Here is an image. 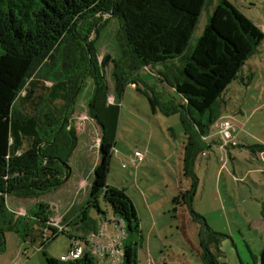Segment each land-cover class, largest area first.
Here are the masks:
<instances>
[{
	"label": "trees",
	"instance_id": "trees-1",
	"mask_svg": "<svg viewBox=\"0 0 264 264\" xmlns=\"http://www.w3.org/2000/svg\"><path fill=\"white\" fill-rule=\"evenodd\" d=\"M209 4L210 0H0V249L4 248L6 229L23 231L19 222L26 223L25 240L33 232L28 216L17 218L7 199H36L62 187L67 181L66 171L69 175L72 172L69 160L79 139L69 117L87 76L95 82L87 116L99 126L100 150L108 160L114 155L125 86L130 82L145 92L157 113L161 104L158 95L147 84L143 91L136 79L143 69L156 65L168 68L173 81L166 79L185 104L165 114L180 115L187 139L184 164L187 175L191 173L195 157L205 149L203 137L210 135L214 124L223 118V94L240 79L264 41L263 30L253 20L230 1L219 0L203 35L193 46L195 31ZM110 17L120 25L117 42L121 51L113 72V103L103 70L112 57L104 54L100 63L96 48V40ZM170 65L178 67L176 73ZM53 68L56 76L60 74L56 82L49 76ZM40 78L53 83L48 92L39 93ZM45 96L53 106L46 104ZM56 103L63 104L62 109L56 108ZM193 191L195 196L196 189ZM179 198H174L175 205L180 204ZM104 199L115 215L125 220L128 230L141 234L136 207L123 189L106 187ZM88 207L104 214L97 198ZM191 212L194 222L203 225V263L226 264L212 252L224 235L215 232L193 209ZM82 213L83 217H74L68 225H78L76 229L86 233L94 230L85 208ZM33 217L43 247L61 233L70 238L68 232L52 225L50 206L41 205ZM136 245L127 243L125 264H138ZM45 257L48 264H95L90 255L65 263L46 253ZM259 264H264V247Z\"/></svg>",
	"mask_w": 264,
	"mask_h": 264
},
{
	"label": "rangeland",
	"instance_id": "rangeland-1",
	"mask_svg": "<svg viewBox=\"0 0 264 264\" xmlns=\"http://www.w3.org/2000/svg\"><path fill=\"white\" fill-rule=\"evenodd\" d=\"M228 1L264 32V0ZM218 4L219 0H210L203 11L193 46L203 35ZM119 26V22L110 17L96 40L99 62L103 63L104 54L112 57L103 68L110 102L115 99L113 72L116 62L121 60L117 42ZM169 69L176 73L178 67L170 65ZM55 70L47 69L56 82L60 74L56 76ZM138 74L136 80L143 91L147 84L158 95L160 111L154 113L147 94L129 82L120 101L114 155L108 160L100 150L99 126L87 116V103L94 93L95 82L92 76L84 79L69 117L79 139L78 150L69 160L72 172L62 187L36 199H7L10 211L17 218L28 216L33 232L25 240L24 222H19L21 233L6 229L0 264H48L45 253L60 261L71 247L69 235L61 233L43 247L34 213L41 205H48L55 222L60 220L61 225H65L74 217H83L85 208L88 222L97 229L106 213L115 216L104 199V191L109 186L123 189L136 207L142 232L128 230V243H138V264H204L200 235L203 225L194 222L192 209L204 217L215 232L224 235L221 244L212 247L221 263L259 264L264 247V41L245 65L240 79L223 94L221 121H229L236 127L233 142L228 146L231 156L220 160L223 157L220 144L224 139L216 123L215 133L203 138L205 149L196 154L189 175L184 164L187 139L180 115L165 114L174 106L184 105L183 97L170 85L169 80L173 78L164 65L143 69ZM40 80L39 93L48 92L46 89L53 83L45 78ZM45 98L46 104L53 106L52 101ZM62 107L63 104L56 103V108ZM137 149L147 154L138 167L131 164ZM175 197H180V204L173 203ZM95 198L104 214L96 207H88ZM73 228L69 230L75 233ZM34 237H37L36 242L32 241Z\"/></svg>",
	"mask_w": 264,
	"mask_h": 264
},
{
	"label": "built area",
	"instance_id": "built-area-1",
	"mask_svg": "<svg viewBox=\"0 0 264 264\" xmlns=\"http://www.w3.org/2000/svg\"><path fill=\"white\" fill-rule=\"evenodd\" d=\"M217 128L224 139L220 144V149L223 153L221 160L225 161L229 156L228 146L233 142V133L236 131V127L229 121L220 120L217 122ZM146 156L145 151L137 149L131 158V164L138 167L145 161ZM125 167L128 166L125 165ZM52 225L57 227L60 232H68L72 242L68 254L61 257L60 261L64 263L76 261L81 260L85 255H90L94 258L95 264H125L128 227L122 217L116 215L110 217L106 213L99 227L87 233L81 228L78 230L68 224L61 225L60 220L55 222L53 219ZM71 227L75 233L69 230Z\"/></svg>",
	"mask_w": 264,
	"mask_h": 264
},
{
	"label": "crops",
	"instance_id": "crops-1",
	"mask_svg": "<svg viewBox=\"0 0 264 264\" xmlns=\"http://www.w3.org/2000/svg\"><path fill=\"white\" fill-rule=\"evenodd\" d=\"M114 101V100H113ZM113 101L112 102H110V103H113ZM213 134L215 133V131L213 130V132H212ZM207 137V136H206ZM204 138V137H203ZM205 139H203V141H204ZM212 148V147H211ZM76 150H78V149H76ZM210 151H212L213 152V149H210ZM264 151V150H263ZM263 151H261L260 153H263ZM77 152V151H76ZM113 154H114V152H113ZM204 154V153H203ZM230 154V153H229ZM229 156H231V154L229 155ZM70 221V220H69ZM68 223V222H67ZM74 228H77V227H74Z\"/></svg>",
	"mask_w": 264,
	"mask_h": 264
},
{
	"label": "water",
	"instance_id": "water-1",
	"mask_svg": "<svg viewBox=\"0 0 264 264\" xmlns=\"http://www.w3.org/2000/svg\"><path fill=\"white\" fill-rule=\"evenodd\" d=\"M68 178H69V171H66V179H65V181L68 180Z\"/></svg>",
	"mask_w": 264,
	"mask_h": 264
},
{
	"label": "clouds",
	"instance_id": "clouds-1",
	"mask_svg": "<svg viewBox=\"0 0 264 264\" xmlns=\"http://www.w3.org/2000/svg\"><path fill=\"white\" fill-rule=\"evenodd\" d=\"M66 224H68V223H66ZM66 224H65V225H66Z\"/></svg>",
	"mask_w": 264,
	"mask_h": 264
}]
</instances>
